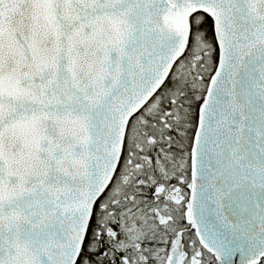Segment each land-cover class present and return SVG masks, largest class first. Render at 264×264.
<instances>
[{
	"label": "snow or ice",
	"instance_id": "obj_1",
	"mask_svg": "<svg viewBox=\"0 0 264 264\" xmlns=\"http://www.w3.org/2000/svg\"><path fill=\"white\" fill-rule=\"evenodd\" d=\"M0 264H264V0H0Z\"/></svg>",
	"mask_w": 264,
	"mask_h": 264
}]
</instances>
